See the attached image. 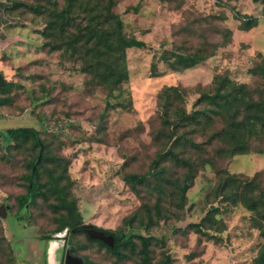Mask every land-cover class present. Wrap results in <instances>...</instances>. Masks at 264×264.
<instances>
[{
	"label": "rangeland",
	"instance_id": "rangeland-1",
	"mask_svg": "<svg viewBox=\"0 0 264 264\" xmlns=\"http://www.w3.org/2000/svg\"><path fill=\"white\" fill-rule=\"evenodd\" d=\"M98 1L104 7L109 0ZM7 2L9 39L0 56L4 63L0 71L11 82L6 95L12 102L7 110L19 114L25 108V116L13 118L14 126L22 120L25 125H37L36 116L49 120L70 116L76 121L69 130L47 138L54 142L51 152L69 160L72 190L84 222L151 236V264L167 256L170 264H258L255 260L264 243L258 216L241 202L219 196L218 190L225 172L249 178L258 173L255 181L264 188V151L224 158L217 151L220 143L208 145L196 126H185V143L173 149L188 163L178 164L165 152L171 140L158 101L162 88L178 86L181 106L188 111L207 108L197 99L200 91L213 90L217 73L264 94V76L250 70L256 60H263L256 53L264 54V0H114L111 9L123 20L125 34L143 40L145 46L127 49L129 80L120 93L116 89L112 94L85 72L82 55L72 48L54 50L48 44L43 30L54 0ZM65 2L56 0L57 7L63 8ZM244 16L254 17L256 26L242 29ZM74 17L84 22L82 12ZM74 30L70 25L67 33ZM199 47L213 55L190 68L173 71L162 60L166 49ZM9 142L0 131V207L9 206L7 217L1 218L10 239L14 234L29 243L33 229L23 230L9 212L26 190L32 151L28 143L6 148ZM252 144L264 150V136ZM131 174L148 178L129 183L126 176ZM187 174L192 175L191 185L182 193L179 184ZM210 209H215L210 222L214 229L203 233L189 227ZM41 215L29 226L39 232L54 230L56 215L51 211ZM136 244L138 249V239ZM6 252L0 223V255ZM133 252L130 247L125 250L132 257ZM81 253L103 264H138L131 259L115 262L91 244Z\"/></svg>",
	"mask_w": 264,
	"mask_h": 264
},
{
	"label": "trees",
	"instance_id": "trees-1",
	"mask_svg": "<svg viewBox=\"0 0 264 264\" xmlns=\"http://www.w3.org/2000/svg\"><path fill=\"white\" fill-rule=\"evenodd\" d=\"M54 7L49 12L43 35L47 37L48 44L54 50L73 49V53H79L85 59L84 70L91 75L98 85L103 86L109 94L118 89L122 91V85L129 80V71L126 63V51L132 47H144L145 42L135 36H127L124 32V22L118 14L112 11L114 0H109L106 6H101L98 0H66L65 6L59 9L56 0ZM259 1V0H254ZM0 5L8 8L7 0H0ZM84 14V22L80 23L74 17L75 13ZM264 12V10H263ZM254 17L244 16L242 29L248 30L256 26ZM0 24H4L0 21ZM74 25L75 30L67 33L68 26ZM231 31V30H228ZM66 38V39H65ZM80 44V47L78 46ZM263 60H256L250 69L254 75L264 76ZM213 55L203 47L193 51H177L166 49L162 54V60L173 71H179L195 66ZM7 80V79H6ZM214 85L212 91L199 92L197 104H205L207 108L188 111L179 104L182 92L178 86H165L159 93V108L163 125L169 131L170 144L165 152H169L178 164L188 163L174 152L173 146L185 143V126L197 127V131L206 137L208 145L218 142L221 147L217 150L220 156L230 158L235 154L249 151L263 152V148H255L253 139H261L264 136V94L255 91L247 83H238L229 78L225 73L215 74L212 78ZM11 82L0 88V108L11 115H22L25 108L19 114L10 113L7 108L12 102L9 92ZM111 105V102H107ZM124 105V104H120ZM210 110H209V109ZM213 111L215 116L209 113ZM37 117V125L10 127L6 129L9 143L6 148L13 145L17 148L22 144H30L32 158L29 161V171L26 175V190L17 197L11 212L19 221H24L27 226L33 225L42 216L43 212H52L57 222L54 230L41 233L45 238H51L53 233L69 229V241L77 246V252L84 251L86 245H93L103 252L109 253L115 262L135 260L138 264H151L152 237L138 233H126L121 230L104 229L115 237L114 246H109L100 240L90 238L82 229L83 214L79 207L77 196L73 193L72 183L68 172L69 160L56 152H51L54 142L48 140V136L69 130L77 123L68 116L63 120H49L45 117ZM217 119V120H216ZM218 121V122H217ZM217 123H220L216 125ZM180 129L181 134L178 132ZM48 137V138H47ZM195 146L199 144L194 143ZM41 153V159H37ZM160 160L154 162V170ZM36 165L35 170L33 167ZM226 176L220 182L218 195L241 202L254 215L258 216V225L264 228V188L255 181L260 175L257 173L252 178L239 174L225 172ZM160 174V173H159ZM191 174L184 176L179 184L182 193L191 185ZM146 175H127V182H144ZM40 202V205L38 204ZM39 212L38 217H33ZM215 209H210L201 221L190 224L196 232L207 233L214 229L210 224ZM33 219V224L30 222ZM3 239L6 241L7 252L0 255V264H16L11 242L5 233L4 223L0 217ZM77 229V230H76ZM81 235L82 238H79ZM74 236H79L74 239ZM83 239V240H82ZM136 239L139 240V248H136ZM133 248V257L126 254L127 248ZM85 264H103L94 260L86 253H81ZM135 256V257H134ZM3 259V260H2ZM258 264H264V243L255 260ZM169 256L159 264H170Z\"/></svg>",
	"mask_w": 264,
	"mask_h": 264
},
{
	"label": "crops",
	"instance_id": "crops-1",
	"mask_svg": "<svg viewBox=\"0 0 264 264\" xmlns=\"http://www.w3.org/2000/svg\"><path fill=\"white\" fill-rule=\"evenodd\" d=\"M4 7L5 6L0 5V21L6 26L5 30L0 32V56L3 54V45L9 39L10 30V27H8L10 19L7 17ZM0 65H4L3 61H0ZM23 116H25V113L22 115H11L0 108V131L6 134L7 128L18 127L14 126L16 123H13V118H22ZM21 123L22 124L19 126H26L23 120ZM5 217L7 216L5 215ZM5 217L3 219H5ZM19 222L22 223L23 230L33 229L34 231L32 230L29 235V243L25 242L24 238H16L14 234L12 237L13 239H10L6 235L11 242L16 264H66L68 257L81 255L80 253L75 255L72 254L73 249L77 246L69 241L68 228L52 234L51 238L47 239L36 228L27 226L24 221ZM72 263L75 264L74 262Z\"/></svg>",
	"mask_w": 264,
	"mask_h": 264
},
{
	"label": "water",
	"instance_id": "water-1",
	"mask_svg": "<svg viewBox=\"0 0 264 264\" xmlns=\"http://www.w3.org/2000/svg\"><path fill=\"white\" fill-rule=\"evenodd\" d=\"M6 81H7L6 77L2 72H0V88H3L6 85ZM40 159H41V153L39 154L36 163H38ZM35 167L36 165L33 167V171L35 170ZM7 208H9V206L0 207V217L2 218L5 217ZM82 228L85 230V232L90 238L100 240L109 246H114L115 237L113 234H106L104 230L95 228L91 223H84L82 225ZM74 250H76V247L73 249V251ZM72 262H74L75 264H84V258L81 255L68 257L66 260V264H71Z\"/></svg>",
	"mask_w": 264,
	"mask_h": 264
},
{
	"label": "flooded vegetation",
	"instance_id": "flooded-vegetation-1",
	"mask_svg": "<svg viewBox=\"0 0 264 264\" xmlns=\"http://www.w3.org/2000/svg\"><path fill=\"white\" fill-rule=\"evenodd\" d=\"M84 223H86V222H83L82 225H83ZM93 226H94L95 228H97V229H102V230L105 229V228L100 227V226L95 225V224H93ZM82 229H83V228H82ZM76 230H77V229H76ZM83 230H84V229H83ZM84 232H85V230H84ZM104 232H105L106 234H111V232H106L105 230H104ZM85 233H86V232H85ZM69 243H70V242H69ZM72 254H73V255H75V254H79V253L77 252V247H76V250L72 252ZM83 258H84V257H83ZM84 264H85V259H84Z\"/></svg>",
	"mask_w": 264,
	"mask_h": 264
},
{
	"label": "built area",
	"instance_id": "built-area-1",
	"mask_svg": "<svg viewBox=\"0 0 264 264\" xmlns=\"http://www.w3.org/2000/svg\"><path fill=\"white\" fill-rule=\"evenodd\" d=\"M5 30V25L4 24H0V32H3Z\"/></svg>",
	"mask_w": 264,
	"mask_h": 264
}]
</instances>
